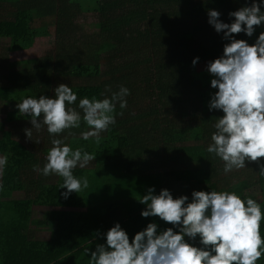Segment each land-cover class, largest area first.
<instances>
[{
    "label": "trees",
    "instance_id": "trees-1",
    "mask_svg": "<svg viewBox=\"0 0 264 264\" xmlns=\"http://www.w3.org/2000/svg\"><path fill=\"white\" fill-rule=\"evenodd\" d=\"M250 4L0 0V114L5 115L0 121V156H7L0 178V264H91L84 249L94 251L105 243L103 234L115 223L130 241L148 223H157L158 231L173 227L158 217L141 216L146 205L138 200L149 188L155 194L168 189L174 199L187 195L189 202L194 190L234 191L242 199H255L264 212L260 165L246 161L245 168L226 174L223 161L206 151L213 124L223 116L220 110H209L217 89L211 87L213 77L206 68L229 42L208 23L207 12L215 9L223 22L231 23L229 12ZM89 15L95 18L93 32L86 29ZM261 32L264 25L252 37L240 33L235 39L251 45ZM45 38L55 43L41 59L9 61L13 53ZM60 84L77 95L70 106L77 111L82 98L110 97L121 86L130 92L126 108L117 103L116 123L100 134L99 143L81 137L89 130L83 121L55 137L95 156L86 167L73 169L77 179H88V188L68 199L61 196L67 191L61 188L62 177L34 170L47 163L53 137L43 126L40 131L33 128L29 140L25 129L32 128L31 118L15 108L23 98H53ZM35 207L51 210L46 218L35 219ZM38 231L48 238L36 237ZM185 239L200 246L199 238Z\"/></svg>",
    "mask_w": 264,
    "mask_h": 264
},
{
    "label": "clouds",
    "instance_id": "clouds-1",
    "mask_svg": "<svg viewBox=\"0 0 264 264\" xmlns=\"http://www.w3.org/2000/svg\"><path fill=\"white\" fill-rule=\"evenodd\" d=\"M262 7L264 0H251L250 5L229 12V17L234 18L231 23L223 22L215 9L207 12L208 23L229 41L224 44L223 55L208 62L206 68L213 77L211 87L217 89L211 96L209 110L223 112L213 124L215 131L206 151L223 161L226 174L245 168L247 161L259 164L258 173L264 177V32L251 45L235 39L240 33L252 37L256 28L264 25ZM198 60L199 57L193 59V66ZM129 94V89L121 86L110 97H85L79 100L81 111H77L70 107L76 104L77 95L69 85L60 84L54 89L53 98L27 97L15 105L20 114L31 118L32 128L25 129L29 140L32 129L40 131L43 126L53 137L47 163L42 169L34 166V170L46 177H62L61 188L67 190L61 193L64 199L73 192L78 194L82 187L88 188V179H77L73 169L86 167L95 156L81 148L73 150L64 139L55 137L79 128L83 121L89 130L82 132L81 137L96 138L99 143L100 134L116 123L113 113L117 103L121 109L126 108ZM6 163L7 156H0V171ZM138 202L146 205L142 217H158L173 227L158 231L157 223H148L130 241L126 230L115 223L103 234L105 243L97 244L94 251L84 249L91 264H256L264 256V212L251 197L242 199L236 192L226 190H194L189 202L187 195L174 199L168 189L155 194V189L149 188ZM185 237L191 241L199 238L200 246Z\"/></svg>",
    "mask_w": 264,
    "mask_h": 264
},
{
    "label": "rangeland",
    "instance_id": "rangeland-1",
    "mask_svg": "<svg viewBox=\"0 0 264 264\" xmlns=\"http://www.w3.org/2000/svg\"><path fill=\"white\" fill-rule=\"evenodd\" d=\"M94 20H95V18H93V16L89 15V18L87 19V28L86 29L87 30L89 29L90 32H93L92 27H90V25L93 24ZM54 43H55L54 38L38 39V40L35 41L34 45L31 48L23 50V51H20V52L13 53L11 55L9 61L15 62V61H21V60H30V59L39 60V59H41L42 57L45 56L46 51L51 49L52 46L54 45ZM1 108H3V107H1ZM7 108L8 107H6V109ZM9 109L11 110V108H9ZM4 119H5V115L4 114H0V121L4 120ZM0 178H1V171H0ZM50 210H51V208L35 207L34 208L33 218H35V219H44V218H46V215L49 213ZM36 237H38L40 239H42V238H46L47 239L48 238V233L39 232L38 231L36 233Z\"/></svg>",
    "mask_w": 264,
    "mask_h": 264
},
{
    "label": "crops",
    "instance_id": "crops-1",
    "mask_svg": "<svg viewBox=\"0 0 264 264\" xmlns=\"http://www.w3.org/2000/svg\"><path fill=\"white\" fill-rule=\"evenodd\" d=\"M8 8V7H7ZM1 13V12H0ZM261 235L262 237H264V228H261ZM256 264H264V256H262L257 262Z\"/></svg>",
    "mask_w": 264,
    "mask_h": 264
}]
</instances>
